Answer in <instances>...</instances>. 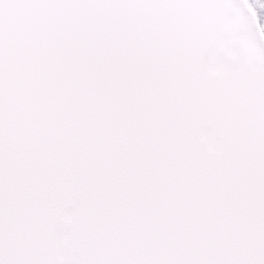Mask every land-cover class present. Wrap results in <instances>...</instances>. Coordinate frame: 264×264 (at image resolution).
<instances>
[{
  "label": "snow or ice",
  "instance_id": "snow-or-ice-1",
  "mask_svg": "<svg viewBox=\"0 0 264 264\" xmlns=\"http://www.w3.org/2000/svg\"><path fill=\"white\" fill-rule=\"evenodd\" d=\"M0 264H264V0H0Z\"/></svg>",
  "mask_w": 264,
  "mask_h": 264
}]
</instances>
